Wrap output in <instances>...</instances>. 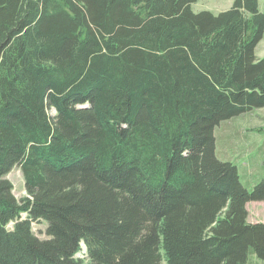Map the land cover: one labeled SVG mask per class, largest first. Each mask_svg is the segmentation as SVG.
<instances>
[{
	"label": "trees",
	"instance_id": "obj_1",
	"mask_svg": "<svg viewBox=\"0 0 264 264\" xmlns=\"http://www.w3.org/2000/svg\"><path fill=\"white\" fill-rule=\"evenodd\" d=\"M196 1L0 0V264L264 263L216 135L264 107V10Z\"/></svg>",
	"mask_w": 264,
	"mask_h": 264
},
{
	"label": "rangeland",
	"instance_id": "obj_2",
	"mask_svg": "<svg viewBox=\"0 0 264 264\" xmlns=\"http://www.w3.org/2000/svg\"><path fill=\"white\" fill-rule=\"evenodd\" d=\"M235 0H197L192 4L196 12L210 10L218 13L230 8ZM259 8L264 10V0H259ZM256 53L264 56V36L258 43ZM217 153L221 158L228 159L237 164L241 177L247 187L254 184L264 176V107L253 108L221 122L216 128ZM7 177L13 183V191L17 198L27 195L25 180L19 165H14ZM250 210L249 221H264V200H251L247 203ZM25 216V213L22 214ZM35 232L47 236L45 220L32 222ZM248 264H264L252 255Z\"/></svg>",
	"mask_w": 264,
	"mask_h": 264
},
{
	"label": "crops",
	"instance_id": "obj_3",
	"mask_svg": "<svg viewBox=\"0 0 264 264\" xmlns=\"http://www.w3.org/2000/svg\"><path fill=\"white\" fill-rule=\"evenodd\" d=\"M249 215H250V210H249Z\"/></svg>",
	"mask_w": 264,
	"mask_h": 264
}]
</instances>
